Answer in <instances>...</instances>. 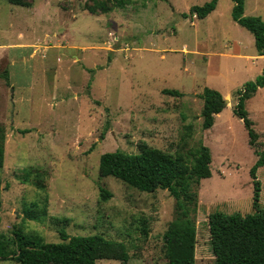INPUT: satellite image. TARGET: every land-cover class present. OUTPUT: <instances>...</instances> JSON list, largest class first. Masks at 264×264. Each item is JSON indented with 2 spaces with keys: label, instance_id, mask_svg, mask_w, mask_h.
I'll return each mask as SVG.
<instances>
[{
  "label": "rangeland",
  "instance_id": "374dc122",
  "mask_svg": "<svg viewBox=\"0 0 264 264\" xmlns=\"http://www.w3.org/2000/svg\"><path fill=\"white\" fill-rule=\"evenodd\" d=\"M29 1L0 0V234L20 228L60 242L61 229L99 233L126 244V264H168L164 233L176 216V199L168 189L145 192L102 176L100 157L117 149L136 153L145 143L192 162V151L203 143L212 162L211 176L193 184L195 264H217L209 215L255 212L250 170L256 151H264V87L245 103L256 147L233 113L234 91L264 69V60L247 59L257 53L255 39L232 18L233 1L218 0L203 19L191 8L210 0H130L123 6L99 0L108 12H91L95 0ZM246 15L264 19V0H246ZM206 86L229 100L208 129L200 97ZM257 175L264 208V164ZM101 186L112 196L103 199ZM244 229V240L253 241L250 226ZM227 235L238 243L232 231ZM96 264L123 262L102 258Z\"/></svg>",
  "mask_w": 264,
  "mask_h": 264
},
{
  "label": "trees",
  "instance_id": "16d2710c",
  "mask_svg": "<svg viewBox=\"0 0 264 264\" xmlns=\"http://www.w3.org/2000/svg\"><path fill=\"white\" fill-rule=\"evenodd\" d=\"M130 0H116L123 6ZM232 18L249 30L255 38L259 54L264 55V19L257 15H245V0H232ZM12 4L31 6L29 0H9ZM218 0H210L202 5H194L191 13L198 18H205L217 7ZM96 6L91 12L100 9L111 10L106 3L95 0ZM185 15V14H184ZM260 87H264V69L256 78L246 81L234 91L236 104L233 113L245 124L251 146L256 147L258 134L252 127V121L245 109L246 100L252 97ZM166 93L181 95L176 89H165ZM203 98V128L208 129L215 123L216 114L225 107V97L214 88L206 86L200 94ZM5 129L0 125V167L4 164ZM140 151L126 152L120 149L101 154L99 171L102 176H115L129 186L140 191L153 192L158 188L168 189L176 199V216L164 233L165 255L168 264H195L197 227L191 212L196 210L198 194L193 184L202 178L211 176L212 156L209 146L201 143L192 151V162L182 155L174 156L160 148L141 144ZM258 159L250 170L253 179V207L255 212L224 213L217 211L209 215L212 231L213 249L217 253V264H264V208L260 204L261 181L257 171L264 164V151H256ZM100 195L103 199L112 193L102 186ZM27 215L33 216L29 211ZM250 226L252 234L244 240V227ZM146 233L147 228L144 226ZM232 231L235 241L228 240ZM60 242H47L37 236H31L22 229H14L12 236L0 234V260L12 259L19 264H96L99 259H117L126 264L130 258L123 241L110 239L103 234L70 235L60 230ZM235 245V246H234Z\"/></svg>",
  "mask_w": 264,
  "mask_h": 264
},
{
  "label": "crops",
  "instance_id": "0c3cea01",
  "mask_svg": "<svg viewBox=\"0 0 264 264\" xmlns=\"http://www.w3.org/2000/svg\"><path fill=\"white\" fill-rule=\"evenodd\" d=\"M215 9H216V8H215ZM215 9H214V10H215ZM214 10H213V11H214ZM213 11H212V12H213ZM212 12H211V13H212ZM211 13H210V14H211ZM208 15H209V14H208ZM208 15H207V16H208ZM245 15H246V0H245ZM207 16H206V17H207ZM202 19H203V18H202ZM248 31H249V30H248ZM252 35H253V34H252ZM251 39H252V38H251ZM254 39H255V38H254ZM195 42H196V43H199V42H200V39L197 38V40H196ZM241 44H243V41H241ZM187 46H188V45L185 44L183 48L186 49ZM256 50H257V48H256ZM210 55H211V54H210ZM210 55H209V56H210ZM246 56H247V59H254V60L262 59V60H264V55L259 54L258 51H257L256 54H249V55H246ZM260 88H263V87H260ZM260 88H259V89H260ZM259 89H258V90H259ZM258 90H257V92H258ZM257 92H256V93H257ZM256 93H255V94H256ZM222 111H223V110H222ZM222 111H221L220 113L216 114V116H215V121H216V117H218V116L222 113ZM214 124H215V123H214ZM214 124H213V125H214ZM257 172H258V171H257Z\"/></svg>",
  "mask_w": 264,
  "mask_h": 264
},
{
  "label": "water",
  "instance_id": "95a60500",
  "mask_svg": "<svg viewBox=\"0 0 264 264\" xmlns=\"http://www.w3.org/2000/svg\"><path fill=\"white\" fill-rule=\"evenodd\" d=\"M229 100L228 99H225V103H227Z\"/></svg>",
  "mask_w": 264,
  "mask_h": 264
}]
</instances>
